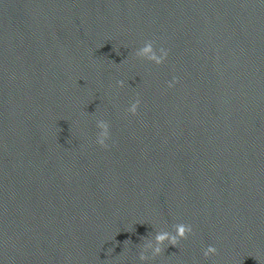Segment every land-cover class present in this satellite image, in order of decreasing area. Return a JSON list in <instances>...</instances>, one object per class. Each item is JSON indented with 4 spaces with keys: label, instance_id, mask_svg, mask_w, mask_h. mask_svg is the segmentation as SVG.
Returning <instances> with one entry per match:
<instances>
[{
    "label": "water",
    "instance_id": "1",
    "mask_svg": "<svg viewBox=\"0 0 264 264\" xmlns=\"http://www.w3.org/2000/svg\"><path fill=\"white\" fill-rule=\"evenodd\" d=\"M179 223L148 264H264V0H0V264H142Z\"/></svg>",
    "mask_w": 264,
    "mask_h": 264
},
{
    "label": "clouds",
    "instance_id": "2",
    "mask_svg": "<svg viewBox=\"0 0 264 264\" xmlns=\"http://www.w3.org/2000/svg\"><path fill=\"white\" fill-rule=\"evenodd\" d=\"M135 55L159 66L163 65L167 61L169 52L164 47L157 49L154 46V42L149 40L136 51ZM178 83V78L173 77L172 80L168 82L167 86L169 88H173ZM118 84L119 87L123 88L125 86V81H118ZM140 106L141 101L137 97L135 101L130 103V106L127 108V112L132 115H137ZM96 127L99 130L96 135V143L102 148H107L109 146L108 141L111 139L109 123L103 119H98ZM190 234H193L192 226L184 223L176 224L173 231L159 229L154 238L147 242L140 250L139 260L142 264H148L149 261H154L157 257L164 253L166 247L169 245L177 246L181 240L187 239ZM216 252L217 249L212 245H209L204 250L203 254L205 257H209L210 255H214Z\"/></svg>",
    "mask_w": 264,
    "mask_h": 264
}]
</instances>
